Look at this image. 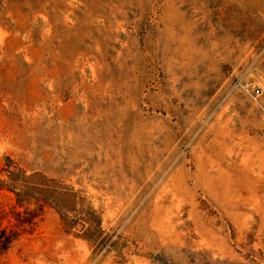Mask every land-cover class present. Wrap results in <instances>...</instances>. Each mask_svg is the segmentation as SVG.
<instances>
[{
	"label": "rangeland",
	"instance_id": "374dc122",
	"mask_svg": "<svg viewBox=\"0 0 264 264\" xmlns=\"http://www.w3.org/2000/svg\"><path fill=\"white\" fill-rule=\"evenodd\" d=\"M8 159L53 189L0 264H264V0H0Z\"/></svg>",
	"mask_w": 264,
	"mask_h": 264
},
{
	"label": "trees",
	"instance_id": "16d2710c",
	"mask_svg": "<svg viewBox=\"0 0 264 264\" xmlns=\"http://www.w3.org/2000/svg\"><path fill=\"white\" fill-rule=\"evenodd\" d=\"M8 160L9 165L5 169L8 177L0 178V191L6 190L15 194L16 204L12 214L16 224L12 227H2L0 224V255L12 247L27 226L36 225L49 202L45 192L53 189L52 185L44 182V176L38 173L28 174L27 170L14 164L11 159ZM64 198L70 205L77 204L80 200L71 189L64 191ZM62 208L65 210L62 212V220L68 231L79 225L83 230V233H78L79 236L92 240L98 249L104 246L102 219L95 209L77 206L70 208L67 204Z\"/></svg>",
	"mask_w": 264,
	"mask_h": 264
}]
</instances>
